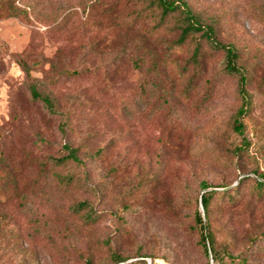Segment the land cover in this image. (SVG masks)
<instances>
[{"label":"rangeland","instance_id":"obj_1","mask_svg":"<svg viewBox=\"0 0 264 264\" xmlns=\"http://www.w3.org/2000/svg\"><path fill=\"white\" fill-rule=\"evenodd\" d=\"M186 1L241 52L243 134L224 54L201 42L196 67V38L167 50L177 18L157 29L158 11L131 0H0V264H113L112 252L126 264H215L194 217L203 183L237 199L213 201L216 250L238 256L263 236L249 264H264V198L254 193L264 174V0ZM65 144L80 163L53 162ZM82 201L96 222L71 211Z\"/></svg>","mask_w":264,"mask_h":264},{"label":"trees","instance_id":"obj_2","mask_svg":"<svg viewBox=\"0 0 264 264\" xmlns=\"http://www.w3.org/2000/svg\"><path fill=\"white\" fill-rule=\"evenodd\" d=\"M136 2L148 3L149 9L158 11L159 22L156 24V28L160 29L165 26L169 19L177 18L178 26H176L177 31H179L178 37L171 43H169L167 50L172 52L173 50L182 47L191 38H196V45L192 56L190 57L189 64H194L196 67L201 66V61L203 59V51L201 42H206L209 45L211 52L214 54L222 53L224 54V66L221 70L222 74L228 76H235L238 79V93L242 97V105L237 111L234 118V129L238 133L243 134L245 130V125L243 119L250 114V95L248 93V73L246 67L241 63L242 55L240 50L233 44H225L221 42L218 38V28L215 24H205L195 14L192 6L186 0H131ZM140 12L138 16L144 15ZM199 41V42H198ZM195 79H192L186 93L191 92V87L194 85ZM31 97L33 100H39L45 103L48 108L52 107V101L48 96H43L39 92L37 85H31L29 87ZM243 148H249V143L247 140L237 148V151H242ZM64 155L59 158H54L53 162L56 165H61L65 163H80L81 160L78 156V151L71 145L65 144L63 146ZM101 152V151H100ZM257 181L254 185V193H256L259 199L264 198V174H257ZM70 181V180H68ZM202 188L205 191L201 196V206L203 211L195 212V222L200 229V243L204 249L205 254L211 255L212 260L215 264H249L251 257H257V250L253 249L254 243H257L261 237H251L249 246L247 249L242 250L238 256L233 255L227 250L220 252L215 248V234L211 231V226L209 223L212 206L214 199L223 200L227 199L230 204L237 201L235 194H232L227 189L219 190H207L209 189L208 184L203 183ZM71 211L73 213H80L86 211L87 214L84 220L88 224H92L98 220V213L94 212L91 204L88 201H82L80 203L71 206ZM141 260L137 264H148V258L141 256ZM111 259L113 264H126V259L121 257L116 252H112ZM229 259L228 262L226 260ZM86 264H92L91 261H87ZM209 264V263H208Z\"/></svg>","mask_w":264,"mask_h":264}]
</instances>
